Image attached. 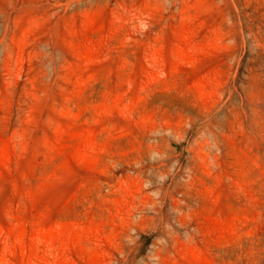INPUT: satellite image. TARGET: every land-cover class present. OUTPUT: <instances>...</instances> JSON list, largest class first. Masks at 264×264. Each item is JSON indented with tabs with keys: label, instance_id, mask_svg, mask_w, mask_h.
Here are the masks:
<instances>
[{
	"label": "rangeland",
	"instance_id": "1",
	"mask_svg": "<svg viewBox=\"0 0 264 264\" xmlns=\"http://www.w3.org/2000/svg\"><path fill=\"white\" fill-rule=\"evenodd\" d=\"M0 264H264V0H0Z\"/></svg>",
	"mask_w": 264,
	"mask_h": 264
}]
</instances>
